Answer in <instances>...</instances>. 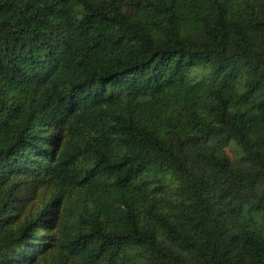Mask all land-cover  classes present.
<instances>
[{
  "label": "trees",
  "instance_id": "16d2710c",
  "mask_svg": "<svg viewBox=\"0 0 264 264\" xmlns=\"http://www.w3.org/2000/svg\"><path fill=\"white\" fill-rule=\"evenodd\" d=\"M0 264H264V0H0Z\"/></svg>",
  "mask_w": 264,
  "mask_h": 264
},
{
  "label": "rangeland",
  "instance_id": "374dc122",
  "mask_svg": "<svg viewBox=\"0 0 264 264\" xmlns=\"http://www.w3.org/2000/svg\"><path fill=\"white\" fill-rule=\"evenodd\" d=\"M231 151L233 154H236V151H237V147L236 146H231ZM172 185V184H171Z\"/></svg>",
  "mask_w": 264,
  "mask_h": 264
}]
</instances>
